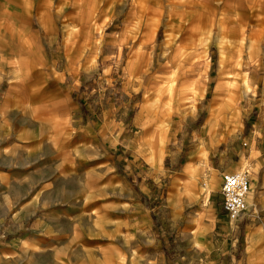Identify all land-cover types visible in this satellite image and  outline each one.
Segmentation results:
<instances>
[{"label":"crops","instance_id":"obj_1","mask_svg":"<svg viewBox=\"0 0 264 264\" xmlns=\"http://www.w3.org/2000/svg\"><path fill=\"white\" fill-rule=\"evenodd\" d=\"M130 1L0 0V264H158L147 254L156 241L154 215L189 247L210 251L223 210L218 180L242 168L250 184L242 250L239 255L232 241H224L227 250L219 249L213 261L264 264L259 15L242 1L225 0H134L125 12L118 9ZM115 16L122 23L110 41L118 48L140 51L146 39L141 29L164 27L158 65L171 66L149 74L144 104L130 127L118 119L116 104L101 106L94 118L86 103L95 92L91 86L109 80L111 66L100 67L96 36ZM139 61L136 52L127 65ZM194 67L198 71L191 72ZM233 79L242 82L240 106ZM158 97L179 109L187 104L178 122L199 129L201 137L180 167L161 171L160 135L157 161L148 158L161 171L154 176L134 168L138 158L124 153L137 154L153 130L169 128L156 119ZM141 129L145 133L133 138ZM160 186L161 200L153 207ZM204 201L207 207L183 219L185 210ZM12 224L17 232L1 235Z\"/></svg>","mask_w":264,"mask_h":264},{"label":"rangeland","instance_id":"obj_2","mask_svg":"<svg viewBox=\"0 0 264 264\" xmlns=\"http://www.w3.org/2000/svg\"><path fill=\"white\" fill-rule=\"evenodd\" d=\"M225 1L232 2V4H240L242 1L245 6L246 4H248V7H246V9H248L249 11H256V13L259 15V36L262 41V37L264 34V0ZM174 2L177 3L179 2V0H176ZM131 4H135L134 0L127 2V4L125 6H121V8L118 7V9H121L122 12H125L126 10H128ZM121 23L122 20L121 18H119V16H115L113 18L111 17L108 22V26L104 30H101L100 35L96 36L98 37V42L100 43L98 49L101 60L100 67L102 65H104L103 67L105 68L111 66V73L108 74L107 77H105L109 80H100L99 84H93L91 86V89L95 90V92L93 93L91 99H87L86 103L87 106L90 105L91 107V115H93L92 113H95L94 118L97 114V109L101 108V106H103L104 108H109L113 104H116V106L120 107L118 119H120L125 123V125L130 127L132 119H134L139 108L144 104L145 85L147 83L146 79L150 76L149 74L156 71H170L171 66L158 65V63L160 62V57L162 56V45L164 44L165 39L163 29L164 27L162 28V26L160 25L156 33L155 28H152V31L148 28L141 29V37H145L146 39L144 41V46L140 51H137L138 49L136 50L135 46L133 45H127L125 47L118 48V46H114L111 43L110 39L112 36H114L117 30V26H120ZM162 25L164 24L162 23ZM250 30H253V27H251ZM35 39L38 40L37 38ZM136 52H139L141 54V61H139V63L127 65L130 57L134 56ZM103 58H106V60H102ZM144 60H146L147 62L144 63ZM102 62L103 64L101 65ZM192 71H198V68H191V72ZM177 83L178 82L174 80L169 81L170 86H176ZM241 83V81L233 79L230 86L232 89L234 102L238 106L243 105V98L241 96ZM209 99V97L206 98L207 101H209ZM190 103L192 104V102ZM94 105L97 107H93ZM184 105L187 104H181L182 109H179L176 102L163 103L160 97L157 98V101L153 104V109L156 112V119L164 121L166 126H168L169 122V128L153 130L152 140L150 144H147L146 146L144 144H141V146H139L136 150L137 154H130V152L128 151L124 153V157H127L128 159H130L132 155H135L138 158L136 166L134 168L141 169V171L145 173H153L154 176H156V173L161 172L162 168L176 170L178 167H180L183 161L187 159L186 157L189 154L195 152L198 149V141L200 140L201 136L196 138V133L199 131V129L195 127H184L181 125V123L178 122L180 110L184 111L187 109ZM82 106L84 109L85 105L83 104ZM200 116L203 117L204 114L201 113ZM245 130L246 124L244 126V135L246 133ZM219 131L220 129L218 130V132ZM143 133H145L144 129L136 130L133 133V138ZM160 135L165 140L163 145L164 155H162V160L160 163L161 171H158L156 170L157 168L155 167V165H152L148 161V158L152 157L154 158V161H157L159 157L158 151L161 147L159 142ZM243 145L246 144L244 143ZM145 149H148L149 156H147ZM179 151L180 155L174 162H172V156L179 154ZM222 151L223 149H221V151L219 150V152L215 154L218 155L219 153H222ZM172 164L173 166H171ZM201 165L205 167L206 171H210V166L208 165V162L206 160H204ZM236 170L245 169L242 168ZM218 181L220 182V185H218L220 188L221 178ZM206 185L207 184L205 182H202L201 184L202 187H206ZM162 188L163 187L160 186L159 193H154L156 194V202L153 203V207L157 205L156 203L159 199L161 200V196L163 193ZM138 199L143 200V196H139L138 194ZM203 203L206 205H203ZM202 206L207 207L208 202L204 201L200 205H195L194 207L190 206L187 210H185L183 219H186L190 214L196 213V211H198V207ZM153 213H157L156 209L153 210ZM217 214V220L220 226L216 227L215 232L219 233L220 235H216V241L213 242L214 249L210 247V251H207L206 249L205 251H203V249L198 250V248H195L194 250L193 248L189 247L187 241L180 240L174 231L172 232L170 229L162 227V223H156V217H158V215H154L153 222L154 232L156 233V241H154V245L152 244V250L147 252V254L152 255L154 259L156 258L159 262L158 264H214V254L217 253L219 249L220 252H225L227 250L223 248L221 243H224V241H226L227 243L232 241V244L234 245L233 248L236 250V253H239L240 255V252L242 250L246 213L237 222L229 221L223 210H218ZM6 227V230L1 234L3 236L11 233H16L18 230V224H12ZM202 243L203 245L205 244L204 241ZM142 252H146V249ZM234 257L237 258L236 255Z\"/></svg>","mask_w":264,"mask_h":264},{"label":"built area","instance_id":"obj_3","mask_svg":"<svg viewBox=\"0 0 264 264\" xmlns=\"http://www.w3.org/2000/svg\"><path fill=\"white\" fill-rule=\"evenodd\" d=\"M249 191V173L247 170L225 173L221 176L222 209L229 221L237 222L245 215Z\"/></svg>","mask_w":264,"mask_h":264},{"label":"bare ground","instance_id":"obj_4","mask_svg":"<svg viewBox=\"0 0 264 264\" xmlns=\"http://www.w3.org/2000/svg\"><path fill=\"white\" fill-rule=\"evenodd\" d=\"M151 163H152V162H151ZM152 165H155V166H156V164H153V163H152Z\"/></svg>","mask_w":264,"mask_h":264}]
</instances>
